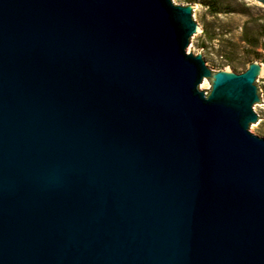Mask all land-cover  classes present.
Returning <instances> with one entry per match:
<instances>
[{
  "label": "water",
  "instance_id": "obj_1",
  "mask_svg": "<svg viewBox=\"0 0 264 264\" xmlns=\"http://www.w3.org/2000/svg\"><path fill=\"white\" fill-rule=\"evenodd\" d=\"M196 7L0 0V264H264L263 63Z\"/></svg>",
  "mask_w": 264,
  "mask_h": 264
},
{
  "label": "rangeland",
  "instance_id": "obj_2",
  "mask_svg": "<svg viewBox=\"0 0 264 264\" xmlns=\"http://www.w3.org/2000/svg\"><path fill=\"white\" fill-rule=\"evenodd\" d=\"M193 4V18L200 30L193 34L187 52L201 53L214 71L229 68L245 71L249 63L264 65V5L257 0H173ZM262 103H255L258 121L250 131L264 137V74L257 78ZM212 82L205 89L210 93Z\"/></svg>",
  "mask_w": 264,
  "mask_h": 264
},
{
  "label": "bare ground",
  "instance_id": "obj_3",
  "mask_svg": "<svg viewBox=\"0 0 264 264\" xmlns=\"http://www.w3.org/2000/svg\"><path fill=\"white\" fill-rule=\"evenodd\" d=\"M263 72H264V65H263Z\"/></svg>",
  "mask_w": 264,
  "mask_h": 264
}]
</instances>
